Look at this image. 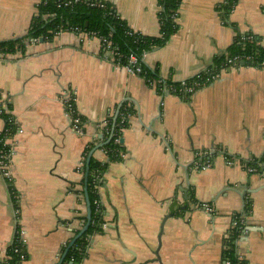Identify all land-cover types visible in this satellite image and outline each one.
I'll return each instance as SVG.
<instances>
[{
	"label": "crops",
	"instance_id": "1",
	"mask_svg": "<svg viewBox=\"0 0 264 264\" xmlns=\"http://www.w3.org/2000/svg\"><path fill=\"white\" fill-rule=\"evenodd\" d=\"M103 1L133 31L160 36L159 0ZM227 2L182 0L178 30L148 52L146 65L179 83L213 67L238 32L264 39V0H237L224 23ZM39 3L0 0V42L26 35ZM66 87L77 91L83 135L72 130L59 100ZM161 101L142 76L102 49L98 37L83 33L63 31L0 59V104L23 129L14 138L18 200L0 172V259L21 229L27 242L21 264L58 263L87 215L79 163L97 125L125 103L132 114L121 138L124 156L109 162L100 189L107 226L81 264H227L234 244L226 248V237L246 201L250 230L235 253L247 264H264V173L244 167L264 160V69L231 67L190 100L168 94ZM6 124L0 115V131ZM199 151L210 153L211 167L193 169ZM93 155L108 161L100 148Z\"/></svg>",
	"mask_w": 264,
	"mask_h": 264
},
{
	"label": "trees",
	"instance_id": "2",
	"mask_svg": "<svg viewBox=\"0 0 264 264\" xmlns=\"http://www.w3.org/2000/svg\"><path fill=\"white\" fill-rule=\"evenodd\" d=\"M61 1L62 0H40L37 7L38 12L32 20L28 33L22 37L1 41L0 50L6 53H14L17 50L25 52L27 46L26 41L31 38H38L39 40L44 39L45 41L52 40L59 29L69 26H78L82 30L98 32L100 36L106 37L110 40L113 48H116L117 52L122 55V57L117 58L118 61L121 64H126L127 57L131 54H135L141 58L144 52H150L156 47L163 46L179 28L177 19L180 14L179 9L182 0H159V21L161 32L160 36L157 37L145 36L133 31L120 17L115 7L106 1H104V7L89 5L88 2L92 0H84L86 2H79L73 7L65 6ZM236 3L237 0H228L227 4L222 6L224 23H228L227 17ZM50 13H55L56 15L44 19V16ZM249 36L252 38L248 39ZM240 54L252 55L256 61L263 60V37L254 34L253 32H238L235 41L227 49V53L216 58L213 68L219 70L227 57ZM143 67L146 71L144 74L147 76L152 78L160 77L156 70L149 69L145 64H143ZM1 107L2 104H0V109ZM131 114L132 109L124 103L120 108L118 118L115 122L114 116L109 117L108 129L110 132H114V136L110 137V135L106 133L107 130L103 129V135L102 137H99V141H101L102 145L101 147L107 151L108 161L102 163L93 155L89 163L86 187L92 211L91 224L89 229L77 238L74 244L69 248L62 264H81L88 254V246H90L93 237L104 231L103 223L106 221V211L103 206L100 211L96 210L95 199L99 198V194L92 183V171L97 169L105 173L110 161L122 159L121 153L124 152V147L122 143H115L114 139L116 135L123 136L125 129L129 127V117ZM0 115L5 117L7 122L6 127H10L11 130L14 131L15 125L13 123L9 124L8 114L4 112ZM123 117H127L124 123H122ZM97 144L93 143L89 147V153ZM249 162L257 165L259 161ZM250 210L251 203L250 201H246L243 212L249 213ZM81 219L86 220L84 217L79 218V220ZM80 231L81 229L76 228L73 230L75 236L78 235ZM238 236L239 232L235 230L233 238L237 239ZM74 237H72V239ZM72 239L66 242V245L62 247L60 258L65 253ZM15 245L16 243L13 242V244L7 249L8 258L6 264H21L19 261V254L14 251ZM235 251L234 244L227 253V257L232 264L239 263ZM243 263L247 264L245 260Z\"/></svg>",
	"mask_w": 264,
	"mask_h": 264
},
{
	"label": "built area",
	"instance_id": "3",
	"mask_svg": "<svg viewBox=\"0 0 264 264\" xmlns=\"http://www.w3.org/2000/svg\"><path fill=\"white\" fill-rule=\"evenodd\" d=\"M79 2H86L84 0H62L61 3L65 6L73 7ZM89 5L91 6H98V7H104L105 3L103 0H95V1H89ZM55 13H50L48 15L44 16V19H47L49 16L54 17ZM63 31H69L74 33H83L87 37H98L101 40L102 43V49H104L106 52H110L114 55V57L117 59L118 57H122L121 54H119L116 50V48H113L112 42L108 40L106 37L100 36L98 32L95 31H86L82 30L78 26H69L65 28L59 29L56 34H59ZM252 37H248V39H251ZM40 40L38 38H31L26 41V43H38ZM10 53L2 52L0 50V59H5L9 56ZM148 52H144L142 57H138L135 54H131L127 57V63L121 64L124 66V68L130 73L134 75L142 76L145 81L155 88L158 93L160 94L162 101L161 104H163V98L168 94L177 95L185 100H190L192 96L201 89L202 87H205L206 85L212 83L216 79H218L221 74L228 68L231 67H238L241 66V63L244 62L246 65L254 66L258 68L264 69V59L256 61L252 55H235L232 57H227L224 61L222 67L218 70L213 67L207 68L204 72L196 75L192 80H185L182 82H173L169 81L167 79L158 77V78H152L147 76L146 71L143 67V64L146 65V55ZM151 70H155L153 67L147 66ZM59 100L64 108V112L66 116L69 118L71 123L72 130L79 134L83 135L85 134V121L83 115L80 113V111L77 108L76 102H77V91L74 87H66L63 89L59 95ZM8 114V122L13 123L14 131L11 130L10 127H5L2 131H0V172L4 179L7 181L10 189V193L12 197L16 200H18L19 195L16 189L13 187L12 184H14V173H13V157L15 155V135L18 133H21L23 131L22 127L17 123V121L13 118V116L10 114V110L8 108V105L5 103L2 105L0 109V114L2 113ZM127 117H123L122 123L126 121ZM109 124V118L105 119L101 123L97 125L99 133L95 135V137L92 139V143H95L97 145H100L99 143V137H102L103 135V129L107 130L106 133L110 135V137L114 136L113 131H109L108 129ZM122 135H116L114 142L115 143H121ZM100 150L106 155L107 157V151L100 147ZM90 153L88 150L85 151V153L82 156V160L79 163L78 170L79 172L85 177L86 173V166H87V159L89 157ZM122 157L124 156V153H121ZM197 158L194 161L192 167L196 170H205L212 166V158L208 151H199L196 154ZM227 160V163L229 165H233L235 163V159L232 157H225ZM251 162H254L251 160ZM105 163V162H102ZM245 169L249 173H258L261 172L264 173V160L263 162H258L257 165L250 163L249 161L244 163ZM104 177L105 173L102 171H99L97 169L92 171V183L94 187L97 189L99 198L95 199L96 204V210L100 211L102 207V202L100 199V189L102 185L104 184ZM200 207L204 209L206 212L212 214L215 212V209L212 205L208 203H202L200 204ZM15 213H18V209L16 208ZM249 213H235L232 218V224L231 228L227 234L226 242L227 247L237 244L240 239H242L245 235L249 233L250 225L248 223V216ZM86 220H82L80 225L76 227V229H81L85 226ZM107 226V220L103 223V227L106 228ZM239 232V236L237 239L233 238L234 231ZM75 236V232H73V235L69 238V241L72 239V237ZM14 243H16L14 251L19 254V261L22 263L27 259V252H26V238H25V231L16 229L15 237H14ZM66 244H64L65 246ZM89 248V246H88ZM8 258V253L6 252L5 256L0 259V264H6V260ZM239 263L238 264H244V259L239 255L238 256ZM227 264H232L231 261H227Z\"/></svg>",
	"mask_w": 264,
	"mask_h": 264
},
{
	"label": "water",
	"instance_id": "4",
	"mask_svg": "<svg viewBox=\"0 0 264 264\" xmlns=\"http://www.w3.org/2000/svg\"><path fill=\"white\" fill-rule=\"evenodd\" d=\"M40 41H43V39H41ZM242 66L246 65L244 62L241 63ZM120 108H121V105L118 107L115 115H114V122L117 120L118 118V115H119V111H120ZM121 142H123V139L121 140ZM102 145H97L96 147H94V149L91 151L88 159H87V166H86V173H85V187H84V191H85V196H86V203H87V215H86V224L85 226L82 228V230L79 232L78 235H76L72 241L70 242L68 248L66 249L65 253L62 255V257L59 259L58 263L57 264H62L64 259H65V256H66V253L67 251L69 250V248L74 244V242L76 241L77 238H79L83 233H85L88 229H89V226L91 224V218H92V211H91V207H90V201L88 199V195H87V187H86V183H87V177H88V173H89V163H90V160H91V157L93 155V153L99 149Z\"/></svg>",
	"mask_w": 264,
	"mask_h": 264
}]
</instances>
